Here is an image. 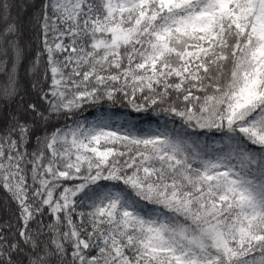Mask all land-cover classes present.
I'll list each match as a JSON object with an SVG mask.
<instances>
[{"label": "snow or ice", "instance_id": "snow-or-ice-1", "mask_svg": "<svg viewBox=\"0 0 264 264\" xmlns=\"http://www.w3.org/2000/svg\"><path fill=\"white\" fill-rule=\"evenodd\" d=\"M0 264H264V0H0Z\"/></svg>", "mask_w": 264, "mask_h": 264}, {"label": "trees", "instance_id": "trees-1", "mask_svg": "<svg viewBox=\"0 0 264 264\" xmlns=\"http://www.w3.org/2000/svg\"><path fill=\"white\" fill-rule=\"evenodd\" d=\"M25 83L26 84L28 83V78L25 79ZM97 108H99V110L101 112H103L106 109H108V105L107 104H101V105L95 106V107H88L84 113V116L87 117L88 119L93 118L97 113ZM110 111L114 114H117V115L127 114L129 116V118L134 119L141 126H147L149 123H152L153 125H155L157 123L155 118H149L143 114L131 113L128 108L123 107L122 105H119V104L112 107L110 109ZM69 123H71V121H69Z\"/></svg>", "mask_w": 264, "mask_h": 264}, {"label": "rangeland", "instance_id": "rangeland-1", "mask_svg": "<svg viewBox=\"0 0 264 264\" xmlns=\"http://www.w3.org/2000/svg\"><path fill=\"white\" fill-rule=\"evenodd\" d=\"M26 78H27V77H26ZM26 78H25V79H26Z\"/></svg>", "mask_w": 264, "mask_h": 264}]
</instances>
